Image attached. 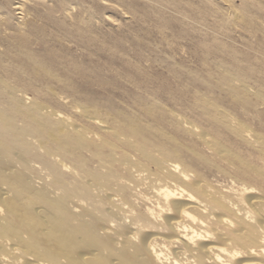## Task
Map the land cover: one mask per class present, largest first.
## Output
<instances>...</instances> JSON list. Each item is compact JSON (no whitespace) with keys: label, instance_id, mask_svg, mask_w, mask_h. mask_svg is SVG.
<instances>
[{"label":"bare ground","instance_id":"obj_1","mask_svg":"<svg viewBox=\"0 0 264 264\" xmlns=\"http://www.w3.org/2000/svg\"><path fill=\"white\" fill-rule=\"evenodd\" d=\"M10 6L24 17L26 0ZM26 44L0 61V264H264V171L230 151L264 160V140L204 99L201 111L239 144L156 105L113 114L112 130L70 102L112 140L91 144L54 110L68 107L60 95L82 70ZM227 70L221 89L248 105V85ZM187 135L207 154L174 138ZM114 142L127 151L119 162Z\"/></svg>","mask_w":264,"mask_h":264},{"label":"rangeland","instance_id":"obj_2","mask_svg":"<svg viewBox=\"0 0 264 264\" xmlns=\"http://www.w3.org/2000/svg\"><path fill=\"white\" fill-rule=\"evenodd\" d=\"M10 1L0 0V61L25 42L34 54L65 67L77 65L83 73L71 76L74 91L60 95L68 97V107L54 110L91 132L89 143L100 137L112 140L70 102L95 113L112 130L118 126L113 114L140 115V106L156 105L218 141L239 144L238 137L201 111L196 100L204 99L264 140V0H26L22 19ZM224 69L248 85V105L234 102L221 89ZM184 137L174 138L207 154L195 139ZM116 145L119 162L127 151ZM230 151L264 171L255 150Z\"/></svg>","mask_w":264,"mask_h":264}]
</instances>
